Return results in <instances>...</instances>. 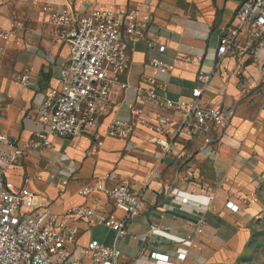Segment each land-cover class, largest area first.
Here are the masks:
<instances>
[{
    "label": "crops",
    "instance_id": "crops-1",
    "mask_svg": "<svg viewBox=\"0 0 264 264\" xmlns=\"http://www.w3.org/2000/svg\"><path fill=\"white\" fill-rule=\"evenodd\" d=\"M45 1L57 7L69 4L80 14L138 7L151 21L142 40L130 46L127 71L111 86L112 107L96 128L75 137H52L50 148L26 149L7 177L17 185L29 177L40 206L64 212L87 204L113 220L124 213L104 192L81 195L83 185L100 180L107 186L126 184L142 194L143 209L118 242V264H165L149 258L152 251L168 254L170 264H237L251 240L252 221L264 213V74L248 57L228 55L216 70L215 63L220 38L235 25L243 0ZM39 2L0 0V33L9 34L0 37V132L22 145L43 130L40 108L53 102L61 68L70 58ZM153 60L170 68L162 72ZM26 71L31 80L24 87L16 75ZM201 72L211 75L201 105L231 107V122L215 130L213 146L177 139L174 147L181 157L164 155L156 143L162 134L139 120L155 126L160 116L177 122L180 115L159 110L137 95L154 89L172 100L190 99ZM114 118L134 122L129 138L109 135ZM182 196L189 201L182 202ZM229 201L238 206L236 211L227 206ZM76 221L80 246L91 239L113 240V230ZM179 252L187 253L184 260L178 259Z\"/></svg>",
    "mask_w": 264,
    "mask_h": 264
},
{
    "label": "built area",
    "instance_id": "built-area-1",
    "mask_svg": "<svg viewBox=\"0 0 264 264\" xmlns=\"http://www.w3.org/2000/svg\"><path fill=\"white\" fill-rule=\"evenodd\" d=\"M39 5L57 29L59 38L68 46L70 58L61 68L60 89L53 95V102H45L40 108L43 130L34 132L26 145L0 132V264H118L122 256L118 242L127 234L128 222L142 211V194L132 191L126 184L107 186L104 181L96 180L83 185L79 193L89 196L96 191L104 192L124 213L122 219L101 217L94 206L87 204L57 212L49 206L36 204L29 177L17 185L7 177V172L21 162L26 149L50 148L52 137H75L96 128L99 117L112 107L111 86L127 71L128 50L144 37L151 15L138 7L95 8L80 14L69 4L57 7L41 0ZM13 26H21V23L14 22ZM0 37L7 39L9 34L2 32ZM160 50L163 51L164 46ZM228 55L250 58L264 74V0L242 1L235 25L220 38L215 70ZM153 64L162 72L170 68L159 60H153ZM16 79L27 87L31 76L26 71L16 75ZM210 80V74L201 72L190 99L172 100L154 89L138 93V99H145L159 110L180 115L177 122L169 116H160L155 126L145 119L139 120L162 134L156 143L164 155L180 156L174 147L177 139L213 146L218 140L215 130L225 129L230 124L234 114L231 107H204L200 103ZM120 85L127 87L126 83ZM139 112L133 108L134 114ZM134 129V122L114 118L108 133L126 139ZM180 199L184 203L189 201L186 196ZM227 206L233 211L238 209L230 201ZM76 220L113 230V240L91 239L80 246ZM148 256L158 262L171 263L170 256L162 252L152 251ZM186 256V252L177 254L180 260Z\"/></svg>",
    "mask_w": 264,
    "mask_h": 264
},
{
    "label": "rangeland",
    "instance_id": "rangeland-1",
    "mask_svg": "<svg viewBox=\"0 0 264 264\" xmlns=\"http://www.w3.org/2000/svg\"><path fill=\"white\" fill-rule=\"evenodd\" d=\"M262 196L264 200V192ZM251 229V241L237 264H264V213L252 221Z\"/></svg>",
    "mask_w": 264,
    "mask_h": 264
},
{
    "label": "trees",
    "instance_id": "trees-1",
    "mask_svg": "<svg viewBox=\"0 0 264 264\" xmlns=\"http://www.w3.org/2000/svg\"><path fill=\"white\" fill-rule=\"evenodd\" d=\"M250 241H251V240H250ZM250 241H249V243H250ZM249 243H248V244H249ZM248 244H247V246H248ZM247 246H246V248H247ZM246 248H245V249H246ZM241 258H242V257H241ZM241 258L239 259L240 261H241ZM238 264H240V262H239Z\"/></svg>",
    "mask_w": 264,
    "mask_h": 264
}]
</instances>
